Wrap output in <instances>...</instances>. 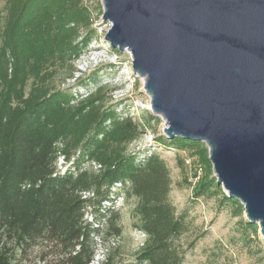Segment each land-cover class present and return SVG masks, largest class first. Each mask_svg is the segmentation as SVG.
Masks as SVG:
<instances>
[{
    "label": "trees",
    "instance_id": "16d2710c",
    "mask_svg": "<svg viewBox=\"0 0 264 264\" xmlns=\"http://www.w3.org/2000/svg\"><path fill=\"white\" fill-rule=\"evenodd\" d=\"M87 1L0 0V264H93L95 239L123 230L119 210L102 206L115 183L124 201H133L131 227L144 236L134 264H182L203 234L187 211L176 213L157 147L187 153L192 198L213 199L218 211H229L248 254L252 240L264 253L257 225L215 186L204 143L160 135L133 151L157 117L108 106L102 88L81 98L55 85L74 78L75 63L95 37ZM60 157L68 164L63 172ZM84 192L93 197L81 198Z\"/></svg>",
    "mask_w": 264,
    "mask_h": 264
},
{
    "label": "water",
    "instance_id": "95a60500",
    "mask_svg": "<svg viewBox=\"0 0 264 264\" xmlns=\"http://www.w3.org/2000/svg\"><path fill=\"white\" fill-rule=\"evenodd\" d=\"M163 136L204 143L215 186L264 239V0H100Z\"/></svg>",
    "mask_w": 264,
    "mask_h": 264
},
{
    "label": "rangeland",
    "instance_id": "374dc122",
    "mask_svg": "<svg viewBox=\"0 0 264 264\" xmlns=\"http://www.w3.org/2000/svg\"><path fill=\"white\" fill-rule=\"evenodd\" d=\"M87 5L93 11L95 37L85 55L75 63L77 73L74 78L63 83L58 79L55 85L61 90L67 88L81 98L102 88L108 106L111 105L122 112L127 109L128 114L133 113L135 117H139L140 111L148 110L149 98L144 92L141 79L135 76L131 68L130 54L126 51L119 53L106 44L104 35L110 25L101 22L100 0L87 1ZM132 108L135 112H131ZM163 126L162 119L157 117L153 129H148L130 149L136 151L152 145L156 136L163 135ZM155 151L159 152L169 169L172 181L170 201L174 204L176 213L187 211L199 233L203 234L187 252L182 264H264L257 263L264 253L257 252L258 247L252 236L250 248L254 254L249 255L248 250L240 243L239 235L235 232L238 218H233L227 210L218 211L217 203L213 199L192 198L190 183H194L191 177L194 166L187 153L178 152L176 149L161 150L158 147ZM178 156L185 161L182 166L177 163ZM119 206L122 233L120 237L113 239L98 238L95 243L96 256L93 264H99L106 256L110 257V264H134L137 250L143 244V238L133 230L129 219L133 201L127 200ZM258 235L259 246L264 249V239L260 237L259 232ZM194 236L193 234L191 239Z\"/></svg>",
    "mask_w": 264,
    "mask_h": 264
},
{
    "label": "built area",
    "instance_id": "2783aa9c",
    "mask_svg": "<svg viewBox=\"0 0 264 264\" xmlns=\"http://www.w3.org/2000/svg\"><path fill=\"white\" fill-rule=\"evenodd\" d=\"M148 146H151V145H148ZM146 146V147H148ZM145 147H141V149H143ZM141 149H138L136 151H141ZM135 151V150H134ZM57 171L59 172H63V170L65 169V166L68 165L66 162L63 161L62 157H60L58 160H57ZM100 166L99 165H95L93 164L92 165V168L94 170L98 169ZM120 184L119 183H115L111 188H110V193H109V196H108V199L103 201L102 203V206L104 207H108V208H111V209H114V210H119V205H121V203H124V197L122 195V193L120 192ZM90 197H93V194L91 192H84V193H81V198H90ZM88 214V213H87ZM87 219L90 220L89 216H87ZM137 235L141 236L143 239H144V236H142L141 234L139 233H136ZM95 241L97 242L98 241V238L95 239Z\"/></svg>",
    "mask_w": 264,
    "mask_h": 264
}]
</instances>
